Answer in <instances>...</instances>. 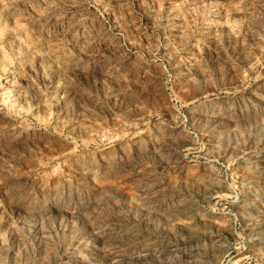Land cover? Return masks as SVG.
Returning <instances> with one entry per match:
<instances>
[{
	"label": "rangeland",
	"instance_id": "obj_1",
	"mask_svg": "<svg viewBox=\"0 0 264 264\" xmlns=\"http://www.w3.org/2000/svg\"><path fill=\"white\" fill-rule=\"evenodd\" d=\"M0 264H264V0H0Z\"/></svg>",
	"mask_w": 264,
	"mask_h": 264
}]
</instances>
